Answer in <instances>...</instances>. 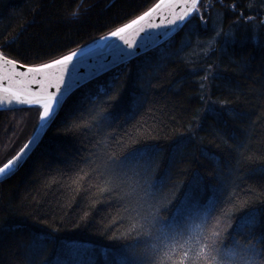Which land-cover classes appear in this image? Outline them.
<instances>
[{
    "label": "trees",
    "instance_id": "1",
    "mask_svg": "<svg viewBox=\"0 0 264 264\" xmlns=\"http://www.w3.org/2000/svg\"><path fill=\"white\" fill-rule=\"evenodd\" d=\"M157 1L0 0V49L21 63L46 62L91 44ZM200 14L206 26L194 13L162 45L115 66L66 99L38 147L0 182V264H120L127 250L159 246L160 240L132 229L143 223L137 212L148 211L137 207L133 191L139 167L129 164L121 173L108 159L115 152L124 160L129 148L144 146L158 151L155 175L166 177L164 194L179 199L190 193L199 201L200 214L193 213L188 222L194 238L199 235L195 225L205 226L203 210L210 199L231 213L220 217V227L222 247L235 254L232 259L244 254L237 247L246 243L248 232L245 227L244 235H237L241 217L254 213L256 233L264 232V0H201ZM214 36V46L208 47ZM206 72L202 93L199 83ZM112 85L115 98L105 108L119 118L91 121L93 102ZM134 97L142 106L125 112ZM205 101L214 102L219 118L207 112ZM38 111L0 110V166L31 137ZM124 141L126 148L112 147ZM111 171L120 179H112ZM233 193L232 205L225 208ZM36 234L52 237L39 251L29 247ZM176 239L190 255L197 250L195 243Z\"/></svg>",
    "mask_w": 264,
    "mask_h": 264
},
{
    "label": "snow or ice",
    "instance_id": "2",
    "mask_svg": "<svg viewBox=\"0 0 264 264\" xmlns=\"http://www.w3.org/2000/svg\"><path fill=\"white\" fill-rule=\"evenodd\" d=\"M178 4L182 7V12L179 16L174 17L171 21L172 24H176L179 21L181 24L187 19L192 17L195 12L199 15L202 25L206 26L207 21L204 16L200 14V0H158L156 4L148 8L142 14L136 16L134 19H130L126 23H122L112 30L108 31L107 36L101 37L102 40L108 38H116L123 41L129 48L133 47V42L127 38L128 31L135 26H141L140 30H143L141 22L150 18L152 13L161 8V5ZM233 9L236 8L235 4H232ZM79 14L77 8L72 12L73 16ZM246 20H251L253 17H244ZM220 35V31H216V36ZM216 36L212 37L208 42V47H213L215 44ZM79 54V48L76 50H68L63 54L49 58L46 62H40L36 64L21 63L17 59H11L5 55L4 51L0 49V91L10 93L17 103H26L29 105H38V118L41 121V126L48 123L52 117L56 114V109L60 106L61 99L66 90V77L73 75V69L75 68L74 60ZM131 52L121 50L119 56L121 62L124 57L131 56ZM39 59V57H37ZM5 66L8 68V72H5ZM24 68L25 71H20V68ZM211 65L208 68L211 69ZM210 73L206 72L201 78L203 82L199 83V88L202 93L206 89V81ZM13 75L24 77L25 79L21 83L38 85L37 89H27L26 91L16 90L11 86ZM4 81H9L7 85H4ZM77 86L79 82L77 81ZM102 95H98L97 101L93 102V108L90 112V120L96 123L116 120L119 118V114L106 111L105 106L110 108L111 101L115 98V85L110 86L107 90H101ZM201 100H204V95H201ZM2 101V98H0ZM11 101H9L10 103ZM209 107L207 112L211 115L219 118L220 113L215 108L214 102H208ZM223 103V102H221ZM142 104L138 97H134L129 105L124 109L125 112L132 109H138ZM231 115V113H229ZM199 113L193 117L194 120H198ZM92 126H95L93 124ZM89 126H85L87 130ZM189 136L194 137L195 131L193 125H189ZM177 141L174 150L171 154L172 160H175V154L182 146L183 140ZM33 139H30L25 143L15 155L7 159L2 166H0V176L7 175L15 163L22 158V154L26 151ZM226 143V141H225ZM128 145V141L119 142L112 147L117 150L124 149ZM243 148V145L239 146ZM206 157L214 158L215 153L203 152ZM108 159L117 168L123 170L128 167L129 164H134L139 167V173L136 175L139 179H134L132 183L135 185L133 191L137 195V207L140 209L146 208V213L137 212V216L143 223H134L132 229L135 230L137 235L148 236L157 240H160V245H153L150 248L143 250L130 249L121 253L120 264H264V232L259 235L255 231V225L257 219L254 213H246L238 221L239 232L237 235H244V228H248V232L245 235L246 243L240 245L237 242V247H240L243 251V256L238 259H232L235 255L232 252L226 251L222 247V231L220 227V217H230V212H225L223 208L217 209V201L210 199L208 206L203 210L205 214L204 225H195L199 231V235L195 238L192 236V228L188 226L189 220L192 219V214H200V203L190 193H184L181 198L177 199L175 196L169 198L163 192L166 177H160L159 180L155 175V171L158 168L159 154L158 151L150 146H144L143 148L128 149V155L124 160H120L116 156L115 152L108 155ZM86 174V173H85ZM104 174H101L103 176ZM108 175L115 180L120 179V174L115 171H111ZM103 182V181H102ZM110 190V189H109ZM234 193L228 197V200L224 202V207L232 205ZM238 199V198H236ZM175 200V204H173ZM211 209V211H209ZM219 211L220 216L212 215V212ZM168 212V216H164L163 213ZM87 216V213H85ZM231 227V225H230ZM185 233L187 238L185 239ZM158 234V235H157ZM179 236L185 240V243H195L196 251L190 255L191 249H186L184 244H181L176 237ZM163 237L161 240L160 238ZM52 237L50 234H36L33 237L32 243L29 246L34 250H41L46 246V242ZM163 240H168L169 244H164ZM259 241V243L254 242Z\"/></svg>",
    "mask_w": 264,
    "mask_h": 264
},
{
    "label": "water",
    "instance_id": "3",
    "mask_svg": "<svg viewBox=\"0 0 264 264\" xmlns=\"http://www.w3.org/2000/svg\"><path fill=\"white\" fill-rule=\"evenodd\" d=\"M181 12L182 7L178 4L161 5V8L152 13L150 18L141 22L143 30H140L141 26H135L128 31L127 38L133 42L132 48H129L123 41L116 38H108L106 40L99 39L95 43L81 48L78 56L74 60L75 68L73 69V75L66 77V90L64 91L60 106L56 109V114L43 126H41V121L39 120L38 126L30 138H34L33 143H31L22 154V158L18 163L14 162L15 167L8 171L7 175L0 176V182L10 177L21 168L40 143L47 129L52 125V121L59 113L66 98L71 95L75 89L81 87L82 84L93 80V77L114 68L116 65L125 63V61L134 59L136 56L155 48L157 45L165 42L168 38L176 35L177 32H179V30L188 22L187 19L182 24L179 21H177L176 24L171 23L173 18L179 16ZM105 36H107V34ZM121 50L132 53L131 56L124 57L123 62H121L119 56ZM20 71H25V69L21 67ZM5 72H8L7 66H5ZM24 79V77L13 75L11 86L20 91H26L27 89L38 90V85L21 83ZM77 81L79 82V86H77ZM8 83L9 81L3 82L4 85H7ZM0 98H2V101H0V110L38 106L35 104L29 105L26 103H17L10 93L3 91H0ZM9 101L11 102L9 103Z\"/></svg>",
    "mask_w": 264,
    "mask_h": 264
}]
</instances>
